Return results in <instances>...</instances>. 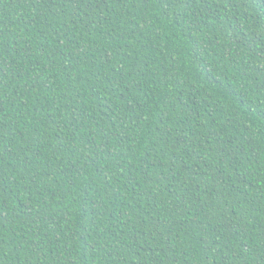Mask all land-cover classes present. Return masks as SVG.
Here are the masks:
<instances>
[{
    "label": "trees",
    "instance_id": "1",
    "mask_svg": "<svg viewBox=\"0 0 264 264\" xmlns=\"http://www.w3.org/2000/svg\"><path fill=\"white\" fill-rule=\"evenodd\" d=\"M0 264H264V0H0Z\"/></svg>",
    "mask_w": 264,
    "mask_h": 264
}]
</instances>
